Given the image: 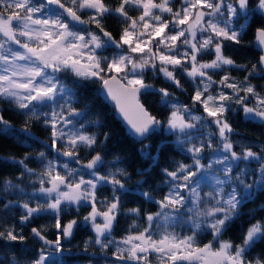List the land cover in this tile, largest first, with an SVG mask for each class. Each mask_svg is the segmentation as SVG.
<instances>
[{
  "label": "snow or ice",
  "instance_id": "1",
  "mask_svg": "<svg viewBox=\"0 0 264 264\" xmlns=\"http://www.w3.org/2000/svg\"><path fill=\"white\" fill-rule=\"evenodd\" d=\"M257 16L260 54L255 63H239L226 49L243 44ZM112 17L119 21L115 35L105 24ZM234 70L245 75L237 78ZM147 73L162 75L182 92L187 89L179 76H186L190 103L147 83ZM257 78L264 80V0H0V126L12 127L3 107L10 105L25 117L22 131L31 135L30 122L44 125L49 150L34 154L40 169L26 163L31 154L5 158L23 171L0 179V186L27 199L3 203L23 213L19 225L0 224V241L26 242L24 227L42 214L53 215L55 235L50 239L45 226L32 227L39 243L33 258L13 256L11 264H57L50 257L71 252L65 241L70 244L81 222L94 232L83 251L98 246L106 264L109 256L112 264H264V256L250 258V250L264 244V217L242 226L238 243L223 239L245 205L264 193V142H237L231 119L242 114L264 122V85L253 83ZM86 82L98 84L97 92L115 103L147 161L134 169V185L120 157L109 167L103 149L111 132L89 131L105 125L92 105L78 106V86ZM153 93L168 108L162 118L141 100ZM165 133L154 147V136ZM173 143L184 160L166 157ZM162 158L168 166H161ZM156 169L164 179L145 189ZM25 179L31 192L22 186ZM105 185L110 195L103 194ZM133 187L157 210L126 208L123 196ZM81 209L87 214L81 216ZM122 214L135 219L116 239ZM205 233L211 239L201 243Z\"/></svg>",
  "mask_w": 264,
  "mask_h": 264
},
{
  "label": "trees",
  "instance_id": "2",
  "mask_svg": "<svg viewBox=\"0 0 264 264\" xmlns=\"http://www.w3.org/2000/svg\"><path fill=\"white\" fill-rule=\"evenodd\" d=\"M108 3H115L116 0H106ZM178 2V0H177ZM176 5H174L175 7ZM136 15L135 12L131 13ZM259 23V16H257L256 21L251 24L247 30V34L244 37V42L240 46H233L231 49H226V54L231 55L239 63H255L259 53L253 49V33L254 28ZM105 24L110 31H113L114 35L116 34V29L119 27V21L115 18H107ZM107 54V53H105ZM205 60L212 59V56H205ZM222 75V73H221ZM233 76L237 78H242L245 75L242 71H233ZM181 82L184 84V88L187 89L186 92H182L179 89H176L170 81L165 80V78L152 73L146 74V82L154 85L156 88L167 87L170 91H173L176 98L182 103H190V95L192 94V85L189 82L188 78L181 74L179 76ZM214 79H219V75H214ZM64 79L68 84L73 83V78L70 75H64ZM253 83L258 85H264V80L259 78L253 80ZM99 85L93 84L91 82H86L83 86H78L80 104L79 107H84V105L89 104L93 106V112L96 115H99L102 119L105 128L96 129L90 128L89 131H110L111 136L103 151L106 155V160L109 162V167H111L114 162V157H120L121 163L120 167H126L129 172L133 173L131 184H135L136 180L139 179L134 173V169L140 168L146 165L145 161L137 151L139 144L136 139H134L128 131L125 129L123 124L115 115V110L109 104H107L101 94L97 92ZM216 87V86H214ZM141 100L145 103V106L155 115L163 117V114H166L168 108L161 104L158 94H145L142 95ZM6 109L5 118L10 121L12 127L4 129L0 126V179L4 177L15 178L19 175L23 168L16 163L6 160V157H17L23 158L24 155L31 154V158L26 161L29 167L40 169L42 166L35 159V153L40 151H49L44 147L45 141L48 139V131L44 125L40 122H30V132L31 135L22 131L25 123V117L17 110L11 108L10 105H3ZM48 108H45L44 111H48ZM231 119L235 121L234 127L239 131V135L235 137L236 141L240 144L248 143H261L264 142V122L259 120L256 121H247L242 119V114L232 115ZM214 130V129H213ZM166 133L157 134L154 136L152 143L153 146L159 141L166 137ZM38 137L39 139H36ZM147 142V141H146ZM217 142V141H216ZM55 154L49 152V159L53 158ZM167 158H175L177 160H184V155L173 143L166 153ZM167 158L161 159V166H168ZM103 171H107L104 169ZM164 179L163 174L159 172L158 169L154 170L152 177L148 180V184L144 187L148 189L149 187H155ZM28 192H31L32 189L29 186L27 179H25L22 185ZM110 185L104 186V195H110ZM165 191L167 189H164ZM157 198L161 195L156 193ZM6 197V199H5ZM23 200L27 197H22L18 193L7 194L3 191L2 186H0V224L4 225V228L7 229L13 224L19 225V216L23 213V209L18 205L10 206L8 209L3 208V203H6L8 200ZM125 201V207H137L140 206L144 211H156L157 207L154 203L144 200L137 190L133 187L132 191L123 196ZM264 208V193L257 192L251 201H249L244 209L239 220L234 222V226L226 232L223 236V239H233L236 240V237L240 235L241 228L246 227L247 223L252 220L253 216L255 219H260L264 217V211L261 209ZM88 209H81L80 215H86ZM76 213L72 212L69 216H66L65 219L75 216ZM135 219L131 215H121L119 217V226L114 229L113 237L119 239L121 236L126 234L128 226ZM54 223L52 214H42L36 217L32 222L27 224L24 227V233L28 236V240L24 243H15L9 244L6 241H0V257H6V259L0 260V264H11L12 257L15 256L17 259H31L33 258L36 250L39 247L37 240L33 239L31 236L30 229L32 227H41L45 226L49 231V238L54 239L55 235L51 228ZM138 223L143 224V221H138ZM177 231L187 232V228H177ZM94 236V232L91 229V226L81 222V225L78 231L75 233L74 237L71 239L70 244L65 241L67 247H70L71 252L64 253H54L50 259H55L57 264H106L105 256L99 251V247L96 245H89L88 252H84V243L89 239V237ZM211 239V236L207 233L203 234L200 237L201 243H207ZM238 243L239 241L236 240ZM110 251V250H109ZM264 256V244H258L256 247L250 250V258ZM107 264H112V258L109 256L107 259ZM153 264H156L155 260Z\"/></svg>",
  "mask_w": 264,
  "mask_h": 264
},
{
  "label": "water",
  "instance_id": "3",
  "mask_svg": "<svg viewBox=\"0 0 264 264\" xmlns=\"http://www.w3.org/2000/svg\"><path fill=\"white\" fill-rule=\"evenodd\" d=\"M254 39H255V37H254V35H253V48H254V50H256V51H258L259 52V54H260V51H259V49L257 48V46H256V44L254 43ZM101 97L103 98V100L107 103V104H109L110 106H112L113 108H114V110H115V115H116V117L123 123V125L126 127V129L129 131V125L126 123V121L123 119V117H122V115L119 113V111L117 110V108H116V106H115V103L113 102V101H111V100H109V99H105V97L103 96V95H101ZM129 133H130V131H129ZM130 135H131V133H130ZM132 136V135H131ZM133 137V136H132ZM134 139H136L135 137H133Z\"/></svg>",
  "mask_w": 264,
  "mask_h": 264
},
{
  "label": "bare ground",
  "instance_id": "4",
  "mask_svg": "<svg viewBox=\"0 0 264 264\" xmlns=\"http://www.w3.org/2000/svg\"><path fill=\"white\" fill-rule=\"evenodd\" d=\"M121 122V121H120ZM122 123V122H121ZM123 124V123H122ZM124 126V125H123ZM125 127V126H124ZM125 129H126V127H125ZM127 130V129H126ZM128 131V130H127ZM128 133H129V131H128ZM130 134V133H129Z\"/></svg>",
  "mask_w": 264,
  "mask_h": 264
},
{
  "label": "rangeland",
  "instance_id": "5",
  "mask_svg": "<svg viewBox=\"0 0 264 264\" xmlns=\"http://www.w3.org/2000/svg\"><path fill=\"white\" fill-rule=\"evenodd\" d=\"M213 58V57H212ZM218 142V141H217Z\"/></svg>",
  "mask_w": 264,
  "mask_h": 264
}]
</instances>
